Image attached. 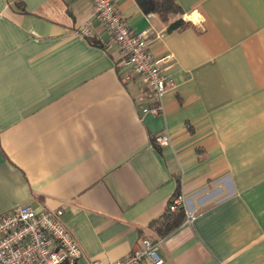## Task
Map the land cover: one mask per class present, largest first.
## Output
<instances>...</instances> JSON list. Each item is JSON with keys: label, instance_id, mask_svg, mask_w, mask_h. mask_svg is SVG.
<instances>
[{"label": "crops", "instance_id": "obj_1", "mask_svg": "<svg viewBox=\"0 0 264 264\" xmlns=\"http://www.w3.org/2000/svg\"><path fill=\"white\" fill-rule=\"evenodd\" d=\"M174 1L114 0L174 57L155 115L92 0H0V216L62 210L83 264L156 240L177 190L194 219L159 240L164 264H264V0Z\"/></svg>", "mask_w": 264, "mask_h": 264}, {"label": "built area", "instance_id": "obj_2", "mask_svg": "<svg viewBox=\"0 0 264 264\" xmlns=\"http://www.w3.org/2000/svg\"><path fill=\"white\" fill-rule=\"evenodd\" d=\"M95 15L118 45L127 66L138 74L150 90L154 107L144 109L155 115L164 112V96L173 83L163 75V67L174 59L173 55L155 58L149 51V31L131 29L119 14L114 0H92ZM83 36L92 35L88 24L80 27ZM158 35L157 37H160ZM155 143L160 147L171 144L168 135L159 134ZM183 203V197L173 200L170 211L175 212ZM62 210L34 209L20 206L0 216V264H83V252L62 222ZM194 214L187 213L186 223ZM160 242L143 239L141 247L128 257L110 262L92 260L90 264H164L159 255Z\"/></svg>", "mask_w": 264, "mask_h": 264}, {"label": "trees", "instance_id": "obj_3", "mask_svg": "<svg viewBox=\"0 0 264 264\" xmlns=\"http://www.w3.org/2000/svg\"><path fill=\"white\" fill-rule=\"evenodd\" d=\"M139 5L145 12H156L161 15L163 18L171 14L180 13V9L175 3L174 0H138ZM185 23L180 20L177 23L173 24L171 28L182 27ZM181 192L177 190L173 199L170 201L168 210L162 219L154 222L151 225V229L157 234L156 240L153 242H158L160 239L166 238L175 231H177L184 223L186 219L185 209L179 207L175 212L170 211V206L173 203V200L180 197Z\"/></svg>", "mask_w": 264, "mask_h": 264}, {"label": "clouds", "instance_id": "obj_4", "mask_svg": "<svg viewBox=\"0 0 264 264\" xmlns=\"http://www.w3.org/2000/svg\"><path fill=\"white\" fill-rule=\"evenodd\" d=\"M197 15H198V13H197ZM185 18L187 19V16Z\"/></svg>", "mask_w": 264, "mask_h": 264}]
</instances>
